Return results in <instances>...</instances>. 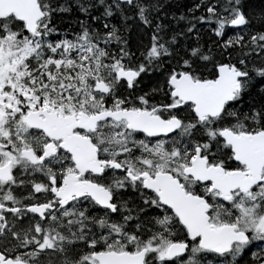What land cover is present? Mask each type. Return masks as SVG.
<instances>
[{"label":"snow or ice","instance_id":"6c2138e0","mask_svg":"<svg viewBox=\"0 0 264 264\" xmlns=\"http://www.w3.org/2000/svg\"><path fill=\"white\" fill-rule=\"evenodd\" d=\"M0 264H264V0H0Z\"/></svg>","mask_w":264,"mask_h":264},{"label":"trees","instance_id":"16d2710c","mask_svg":"<svg viewBox=\"0 0 264 264\" xmlns=\"http://www.w3.org/2000/svg\"><path fill=\"white\" fill-rule=\"evenodd\" d=\"M180 2L183 4H192L195 2V0H180ZM257 2H258V0H257Z\"/></svg>","mask_w":264,"mask_h":264}]
</instances>
